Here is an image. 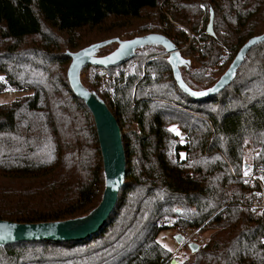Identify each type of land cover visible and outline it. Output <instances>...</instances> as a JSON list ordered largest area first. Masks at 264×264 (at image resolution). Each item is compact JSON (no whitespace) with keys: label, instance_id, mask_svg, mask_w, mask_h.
<instances>
[{"label":"trees","instance_id":"obj_1","mask_svg":"<svg viewBox=\"0 0 264 264\" xmlns=\"http://www.w3.org/2000/svg\"><path fill=\"white\" fill-rule=\"evenodd\" d=\"M210 10L213 36L206 34ZM167 15L191 37L162 29ZM262 33L264 0H0V93H30L0 106V220H68L101 200L96 129L70 90L66 52L162 34L197 62L181 74L203 90ZM140 50L108 69L112 96L94 86V67L81 72L117 120L126 157L124 185L105 225L81 242L0 247V264H169L172 253L157 241L169 228L211 232L185 264H264V211L245 206L250 187L241 179L246 145L259 151L254 167L264 166V43L247 53L229 86L204 101L177 88L160 47ZM171 150H186V162ZM161 220L171 226H158Z\"/></svg>","mask_w":264,"mask_h":264},{"label":"water","instance_id":"obj_2","mask_svg":"<svg viewBox=\"0 0 264 264\" xmlns=\"http://www.w3.org/2000/svg\"><path fill=\"white\" fill-rule=\"evenodd\" d=\"M214 15L210 10L206 34L213 36ZM264 43V33L248 39L238 50L227 70L209 88L193 90L184 82L181 68L187 71L193 67V61L185 58L173 42L162 34H148L132 39L112 38L89 45L75 53L66 52L70 58L66 75L70 90L81 100L93 117L97 140L102 158L104 189L98 205L88 214L81 217L43 223H15L0 220V247L34 242L74 243L85 241L105 225L113 212L118 194L126 176V157L120 126L108 109L105 102L95 90L88 88L81 78L82 70L91 66L94 68H116L131 60L140 49L160 47L167 56L172 78L177 88L185 95L196 101H204L217 95L231 84L236 72L244 62L247 53L255 46ZM112 47L113 50L105 55L101 52ZM179 211H177L178 213ZM181 244L182 236L177 235ZM193 254L199 246L195 243L187 245ZM169 264H179L170 259Z\"/></svg>","mask_w":264,"mask_h":264},{"label":"built area","instance_id":"obj_3","mask_svg":"<svg viewBox=\"0 0 264 264\" xmlns=\"http://www.w3.org/2000/svg\"><path fill=\"white\" fill-rule=\"evenodd\" d=\"M166 21L162 24V29H166L168 26H174L180 29H184L188 34L186 27L180 25L177 21L173 20L169 15L166 16ZM189 37L190 34H189ZM189 47L187 44L182 50H185ZM137 64L132 63L130 67H135ZM119 73H124V69L119 70ZM93 84L102 94L107 96H112L113 88L112 82L113 78L109 74L108 69L104 68H95L93 71ZM245 152H248L250 155L249 164H245L244 174L241 176V179L244 180L247 185L250 187L249 193H247L244 201L245 206L249 209L251 213H260L264 211V166L254 167L253 159L259 154V151L253 150L251 146L246 145ZM173 158H176L180 163L186 162L187 152L186 150L173 151ZM247 173V175L245 174ZM158 226H167L170 227L171 223L167 220H161ZM182 236V246L187 247L190 243H196L199 237V229L196 230H183L179 233ZM264 243V239L262 240ZM163 260H161L162 262Z\"/></svg>","mask_w":264,"mask_h":264},{"label":"rangeland","instance_id":"obj_4","mask_svg":"<svg viewBox=\"0 0 264 264\" xmlns=\"http://www.w3.org/2000/svg\"><path fill=\"white\" fill-rule=\"evenodd\" d=\"M139 51H141V50H139ZM139 51H138V53H139ZM191 60L193 61V67L192 68L193 69H198L199 65L197 64V62L194 59H191ZM2 78L3 77L0 76V79H2ZM81 78H82V82L85 85H88V80H87L86 75L81 73ZM28 94H30V93L26 92L24 90L17 89V88H14V87H7L2 93H0V106L9 105L12 102L17 101V100L27 96ZM172 129L176 130V131H174V133H176V134H177V132L179 133V135H178L179 136V140L181 142H183V137H182V134L180 133V131L177 130L175 127H173ZM170 155L172 157L173 150H171ZM243 162H244V165L245 164H249L250 155H249L248 152H244ZM210 234H211L210 231L199 232V237H198V239L196 241L197 245L198 246L203 245L207 241V239L210 236ZM177 235H179V231L178 230L169 228V229L163 230L159 234V236L157 238V241L167 251L172 253L170 259L173 258L179 264H185V262H187V261H189L191 259L192 253L189 251V249L187 247H183L182 246L183 242H181V244L178 243Z\"/></svg>","mask_w":264,"mask_h":264},{"label":"snow or ice","instance_id":"obj_5","mask_svg":"<svg viewBox=\"0 0 264 264\" xmlns=\"http://www.w3.org/2000/svg\"><path fill=\"white\" fill-rule=\"evenodd\" d=\"M171 131H176L175 129H171ZM177 135H179V133L177 132ZM247 175V173H245Z\"/></svg>","mask_w":264,"mask_h":264}]
</instances>
